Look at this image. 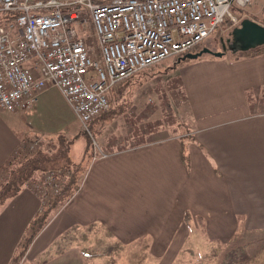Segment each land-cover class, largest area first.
<instances>
[{"label": "crops", "instance_id": "1", "mask_svg": "<svg viewBox=\"0 0 264 264\" xmlns=\"http://www.w3.org/2000/svg\"><path fill=\"white\" fill-rule=\"evenodd\" d=\"M253 51L167 64L190 129L144 143L101 136L106 155L84 146L87 166L78 163L84 150L71 146L67 159L80 176L68 199L60 194L41 212L39 197L24 189L1 208L0 264H164L192 244L197 250L195 234L227 247L261 242L264 47ZM24 127L21 112L0 109V169L31 139ZM52 139L40 141L54 152ZM138 248V261L126 262Z\"/></svg>", "mask_w": 264, "mask_h": 264}, {"label": "built area", "instance_id": "2", "mask_svg": "<svg viewBox=\"0 0 264 264\" xmlns=\"http://www.w3.org/2000/svg\"><path fill=\"white\" fill-rule=\"evenodd\" d=\"M250 0H0L15 19L0 25V109L31 111L47 84L60 90L84 123L107 111L105 91L153 64L190 52L224 20L238 23L232 7ZM88 9L100 43V66L75 38L78 10ZM40 11L46 14L39 15ZM17 23V27L13 22ZM94 69L98 80L88 79ZM40 138L23 139L17 154H35ZM66 170L47 171L25 188L40 199L41 212L61 194Z\"/></svg>", "mask_w": 264, "mask_h": 264}, {"label": "rangeland", "instance_id": "3", "mask_svg": "<svg viewBox=\"0 0 264 264\" xmlns=\"http://www.w3.org/2000/svg\"><path fill=\"white\" fill-rule=\"evenodd\" d=\"M263 8L264 0H251L245 8L239 10L232 7L231 11L239 22L243 19H250L264 27ZM5 16L6 14L0 12V18ZM231 30L228 24H223L192 53L195 54L207 48L213 52H223L224 56L241 54V52L233 53V47L226 42L229 39ZM81 36L90 55L99 59V51L90 23L82 29ZM223 43L228 45L227 48L225 46L226 49H222L221 45ZM263 47H259L257 50ZM243 53H250V51ZM183 57L167 58L140 71L108 92L109 110L94 122L97 133L94 132L91 124L88 125V131L84 130L66 100L57 89L51 87L46 88L45 91L43 90L44 92L36 109H34L35 105L31 111L21 112L25 124L24 130L31 140L34 138L42 139L44 135L52 136L53 142L50 143V146H53L54 152L62 149V152L68 153L71 146H78L80 151L84 150L78 163L86 166L90 158L84 157L86 153V147L84 146L95 150V156L106 155L99 149L102 145L100 142L101 136H105L109 140L121 141L122 138L128 140V135H134L139 138L136 142L144 143L154 139L161 140L168 136L183 134L190 129V124L186 120L187 113L183 104L184 96L181 83L176 73H168L171 67H166L172 61L175 63L182 61ZM208 57L216 58L203 54L197 60L200 61ZM187 61L195 60L183 62ZM143 132H146V136ZM178 139L181 140V146L187 147L188 142L185 137L180 136ZM45 147L41 148L47 154L54 153L53 150H47ZM15 157L16 160L24 158L19 155ZM76 163L75 161L70 163L72 170L75 168ZM68 173L63 186L71 174V172ZM41 175L42 173L36 176V178L39 177L37 180L43 177ZM4 179H7L6 172L1 175L0 184L3 183ZM33 180L31 181L33 182ZM31 181L27 183H32ZM24 189L26 188L22 190ZM194 242L197 245V250L194 251L195 244H192L189 246L190 251L183 250L180 253L177 262L172 263L168 255L164 260V264H264V238L261 239V242L251 246L234 247V245H231L227 247L212 245L207 241L205 235L195 234ZM139 252V248L130 251L129 257H126V262H129L127 259L130 258L132 263H136ZM45 261V257L40 260V262Z\"/></svg>", "mask_w": 264, "mask_h": 264}, {"label": "trees", "instance_id": "4", "mask_svg": "<svg viewBox=\"0 0 264 264\" xmlns=\"http://www.w3.org/2000/svg\"><path fill=\"white\" fill-rule=\"evenodd\" d=\"M14 19L15 16L7 15L6 17L0 19V25L5 26L11 23ZM44 146L45 145L43 143L42 147ZM37 151L38 152L35 153V155L24 157L22 160H16L17 158L15 157L0 169V180L2 173H7V179H4L3 183L0 184V210L7 201H9L23 188H25L27 182H30L34 178L35 180H33V182L37 181L39 178H36L37 175L40 173L44 175V172L50 170H66L71 172L69 179L62 187V192L59 196L62 201L69 198V196H71V194L75 191L76 185L79 181L78 179L80 176V169L76 168V166L73 168V170L70 168V162L69 159H67V153L62 152V149H59L51 154L45 153L43 148H39Z\"/></svg>", "mask_w": 264, "mask_h": 264}, {"label": "bare ground", "instance_id": "5", "mask_svg": "<svg viewBox=\"0 0 264 264\" xmlns=\"http://www.w3.org/2000/svg\"><path fill=\"white\" fill-rule=\"evenodd\" d=\"M44 1V0H43ZM251 1V0H250ZM249 1V2H250ZM247 5V4H246ZM246 5L244 6V7H241V8H238V7H234V8H236V9H239V10H241V9H243V8H245L246 7ZM71 9L72 10H78L79 11V13H80V18H79V24H77L76 25V27H75V38L77 39V40H80L81 42H82V45H83V48H84V51H85V53L87 54V56L92 60V61H94V62H96L99 66H100V55H99V59H97V58H93L91 55H90V53H89V51H88V49H87V46L85 45V42H84V39H83V37L81 36V33H82V29H84L89 23H90V25H91V28H92V31H93V34H94V37H95V39H96V43H97V47H98V51H99V53L98 54H101V48H100V43H99V41H98V38H97V36H96V28H95V26H94V23H93V20H92V16H91V13H90V11L88 10V9H84V8H79V7H66V8H63V9H61L62 10V12H68V11H71ZM232 12V11H231ZM39 15H44V14H46L45 13V11H40L39 13H38ZM232 14L234 15V13L232 12ZM235 16V15H234ZM237 19V18H236ZM223 24H228L229 26H230V29H233V28H235V27H238L239 26V24H240V22L238 21V23H237V25H235V26H231L230 24H229V21H227V20H224V22L221 24V25H219L213 32H212V34L220 27V26H222ZM13 25L15 26V27H17V23L14 21L13 22ZM209 38V37H208ZM207 38V39H208ZM206 39V40H207ZM203 42H205V40L203 41ZM203 42H201L200 44H198L197 46H195L190 52H188V53H185V54H182V55H178V56H186V55H188V54H194V53H192L199 45H201ZM257 49V48H256ZM201 51V50H200ZM203 56V55H202ZM201 56V57H202ZM209 56H211V55H209ZM224 56V55H223ZM222 56V57H223ZM173 57H176V56H173ZM213 57V56H212ZM200 58V57H199ZM186 60H189V59H185V60H182V61H186ZM197 60V59H196ZM154 65V64H153ZM152 65V66H153ZM149 67H151V66H149ZM149 67H147V68H149ZM147 68H145V69H147ZM145 69H143V70H145ZM143 70H140V71H143ZM140 71H138L137 73H139ZM137 73H133L131 76H129L128 78H126L124 81H122L121 83H119V84H117V85H113V86H109L107 89H106V91H105V95L107 96V100H108V92H110L112 89H114V88H116L117 86H119V85H121L123 82H125V81H127L128 79H130L131 77H133L135 74H137ZM88 79H90V80H92V81H96V80H98V75H97V73H96V71L94 70V69H90L89 70V73H88ZM48 85V84H47ZM47 85L45 86V88L47 87ZM53 86V85H52ZM53 87H55V86H53ZM44 88V89H45ZM59 92H60V90L57 88V87H55ZM43 89V90H44ZM61 94V93H60ZM62 95V94H61ZM63 97V96H62ZM64 98V97H63ZM65 99V98H64ZM67 102V101H66ZM68 103V102H67ZM68 105L70 106V104L68 103ZM70 108L72 109V107L70 106ZM109 110V100H108V108H107V111ZM72 111H73V109H72ZM106 111V112H107ZM105 112V113H106ZM73 113H74V111H73ZM104 114V113H103ZM102 114V115H103ZM75 115V114H74ZM101 116V115H100ZM100 116L99 117H97V118H95L94 120H96V119H98V118H100ZM76 117V116H75ZM76 119H77V117H76ZM78 120V119H77ZM93 120V121H94ZM79 121V120H78ZM93 121H89V122H87V123H84V126L82 125V127L84 128V130H86V131H88V125H90ZM40 140V139H39ZM43 146V144L41 143L40 144V146H39V148H41ZM38 148V149H39ZM102 157H105V155H102ZM68 172H70V171H66V172H64L63 173V177L66 179L68 176ZM44 176V175H43ZM42 179V178H41ZM40 179V180H41ZM37 181H39V180H37ZM37 181H34V182H37ZM34 182H32V183H34ZM62 189V188H61ZM37 196V195H36ZM38 197V196H37Z\"/></svg>", "mask_w": 264, "mask_h": 264}, {"label": "water", "instance_id": "6", "mask_svg": "<svg viewBox=\"0 0 264 264\" xmlns=\"http://www.w3.org/2000/svg\"><path fill=\"white\" fill-rule=\"evenodd\" d=\"M226 42L233 47V53L255 50L256 48L264 46V27L250 19H243L238 27L230 31L229 39ZM203 54H208L216 58H221L224 55L223 52H213L205 48L195 54L184 56L182 60H196Z\"/></svg>", "mask_w": 264, "mask_h": 264}, {"label": "flooded vegetation", "instance_id": "7", "mask_svg": "<svg viewBox=\"0 0 264 264\" xmlns=\"http://www.w3.org/2000/svg\"><path fill=\"white\" fill-rule=\"evenodd\" d=\"M221 46H222V49L225 48V46H226V48L228 47V45H226L225 43H223Z\"/></svg>", "mask_w": 264, "mask_h": 264}]
</instances>
